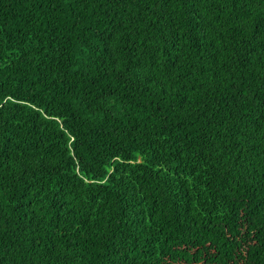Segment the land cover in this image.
<instances>
[{"label": "trees", "instance_id": "16d2710c", "mask_svg": "<svg viewBox=\"0 0 264 264\" xmlns=\"http://www.w3.org/2000/svg\"><path fill=\"white\" fill-rule=\"evenodd\" d=\"M0 264H264V0H0Z\"/></svg>", "mask_w": 264, "mask_h": 264}]
</instances>
